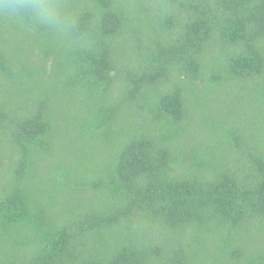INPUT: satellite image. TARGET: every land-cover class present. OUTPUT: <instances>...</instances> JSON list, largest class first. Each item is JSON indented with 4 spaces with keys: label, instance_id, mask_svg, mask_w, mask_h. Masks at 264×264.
Segmentation results:
<instances>
[{
    "label": "trees",
    "instance_id": "16d2710c",
    "mask_svg": "<svg viewBox=\"0 0 264 264\" xmlns=\"http://www.w3.org/2000/svg\"><path fill=\"white\" fill-rule=\"evenodd\" d=\"M0 11V264H264V0Z\"/></svg>",
    "mask_w": 264,
    "mask_h": 264
},
{
    "label": "clouds",
    "instance_id": "9594fccd",
    "mask_svg": "<svg viewBox=\"0 0 264 264\" xmlns=\"http://www.w3.org/2000/svg\"><path fill=\"white\" fill-rule=\"evenodd\" d=\"M0 11L14 17H28L57 33L68 31L75 23L57 0H0Z\"/></svg>",
    "mask_w": 264,
    "mask_h": 264
}]
</instances>
